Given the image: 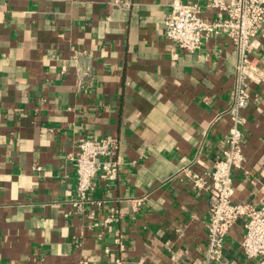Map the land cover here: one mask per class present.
<instances>
[{"label":"crops","instance_id":"0c3cea01","mask_svg":"<svg viewBox=\"0 0 264 264\" xmlns=\"http://www.w3.org/2000/svg\"><path fill=\"white\" fill-rule=\"evenodd\" d=\"M172 1L121 10L110 0H0V264L201 260L208 193L185 173L207 180L222 155L236 55L224 33L195 52L173 48L163 28ZM250 58L264 72V26ZM247 96L232 200L258 207L264 81ZM103 137L116 140L118 177L97 181L94 203L75 211L69 157ZM243 233L239 220L216 264H255L242 255Z\"/></svg>","mask_w":264,"mask_h":264},{"label":"built area","instance_id":"2783aa9c","mask_svg":"<svg viewBox=\"0 0 264 264\" xmlns=\"http://www.w3.org/2000/svg\"><path fill=\"white\" fill-rule=\"evenodd\" d=\"M203 1V6L172 1L163 21L164 37L173 48L195 52L205 40L224 33L236 55L234 89L228 109L231 127L224 139L222 155L214 161L207 180L185 173L196 191L208 193L207 242L198 264H216L220 261L225 237L239 220L243 221L244 228L240 241L242 255L247 261L264 264V181L259 185L262 198L258 207L232 200V173L241 169L244 162L241 126L245 121L243 111L248 106L247 87L251 82L259 84L264 81V72L250 58L254 39L264 26V0ZM110 2L121 10H128L132 6V0ZM207 10L215 13L212 18L203 15ZM115 148L116 140L112 138L85 139L78 143L76 154L69 157L76 172L75 193L70 201L73 210L83 211L86 204L94 203L91 193L97 181L103 187H109L117 179L121 163L115 158ZM35 169L41 170L40 167ZM118 217L120 215L114 211L103 220V224L112 223Z\"/></svg>","mask_w":264,"mask_h":264}]
</instances>
